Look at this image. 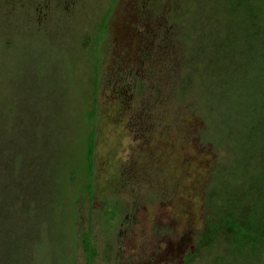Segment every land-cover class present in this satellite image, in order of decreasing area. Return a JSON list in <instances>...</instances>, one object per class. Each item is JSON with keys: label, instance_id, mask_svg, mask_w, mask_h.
<instances>
[{"label": "rangeland", "instance_id": "rangeland-1", "mask_svg": "<svg viewBox=\"0 0 264 264\" xmlns=\"http://www.w3.org/2000/svg\"><path fill=\"white\" fill-rule=\"evenodd\" d=\"M107 1L0 0V264H85L84 232L95 264H180L203 228L205 185L223 150L203 140L200 112L179 98L178 0L117 1L93 201L80 193L72 168L93 62L81 42ZM106 200L124 210L112 233Z\"/></svg>", "mask_w": 264, "mask_h": 264}, {"label": "trees", "instance_id": "trees-1", "mask_svg": "<svg viewBox=\"0 0 264 264\" xmlns=\"http://www.w3.org/2000/svg\"><path fill=\"white\" fill-rule=\"evenodd\" d=\"M117 1L105 3L92 33L81 42L93 60L92 103L84 114L82 154L72 172L79 174L80 193L90 201L95 195L102 117L101 62ZM177 4L186 9L170 17L180 28L178 37L184 45L179 98L191 99L189 109L200 112L206 125L203 140L223 150L205 185L203 228L180 264H264V0H178ZM106 201L104 226L112 233L124 210L121 202ZM82 240L85 264H95L98 250L91 232H84Z\"/></svg>", "mask_w": 264, "mask_h": 264}]
</instances>
